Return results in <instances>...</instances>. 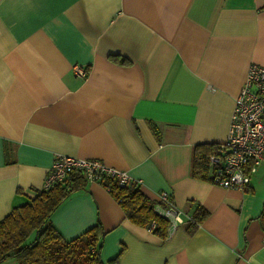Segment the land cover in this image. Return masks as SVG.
Segmentation results:
<instances>
[{
    "label": "crops",
    "instance_id": "crops-1",
    "mask_svg": "<svg viewBox=\"0 0 264 264\" xmlns=\"http://www.w3.org/2000/svg\"><path fill=\"white\" fill-rule=\"evenodd\" d=\"M251 63L264 65V0H0V219L56 155L96 158L207 214L164 239L86 181L50 217L65 239L100 222L104 261L264 264V163L244 189L190 169L194 144L225 142Z\"/></svg>",
    "mask_w": 264,
    "mask_h": 264
},
{
    "label": "trees",
    "instance_id": "trees-1",
    "mask_svg": "<svg viewBox=\"0 0 264 264\" xmlns=\"http://www.w3.org/2000/svg\"><path fill=\"white\" fill-rule=\"evenodd\" d=\"M113 59L128 63L122 56L115 55ZM152 129L155 131L154 126ZM222 150V143L194 144L190 156L192 176L210 180L215 168L210 164V158L221 157ZM85 182L81 174L71 173L49 189L36 190L33 197L14 206L1 218L0 264L7 259L18 264H118V255L106 261L100 257L103 235L100 222L71 239H65L51 223L50 217L56 208ZM98 182L132 223L146 227L164 239L168 237V221L155 211V201L145 195L134 180L120 185L117 177L103 175ZM206 214L203 207H196L189 226L196 228ZM258 219L264 229V207Z\"/></svg>",
    "mask_w": 264,
    "mask_h": 264
},
{
    "label": "built area",
    "instance_id": "built-area-1",
    "mask_svg": "<svg viewBox=\"0 0 264 264\" xmlns=\"http://www.w3.org/2000/svg\"><path fill=\"white\" fill-rule=\"evenodd\" d=\"M77 76H84L86 69L74 66ZM223 144V155L211 157L214 165L212 184L244 189L259 165L264 163V65L251 63L244 81L234 99L230 115L227 138ZM81 174L85 181H98L101 176H114L120 185L140 179L130 178L96 158H80L70 155H56L39 189H49L63 181L69 174ZM155 211L168 221V236L179 226L190 224L193 219L176 206L168 192H158ZM153 226V224H152Z\"/></svg>",
    "mask_w": 264,
    "mask_h": 264
},
{
    "label": "rangeland",
    "instance_id": "rangeland-1",
    "mask_svg": "<svg viewBox=\"0 0 264 264\" xmlns=\"http://www.w3.org/2000/svg\"><path fill=\"white\" fill-rule=\"evenodd\" d=\"M153 200V199H152Z\"/></svg>",
    "mask_w": 264,
    "mask_h": 264
}]
</instances>
